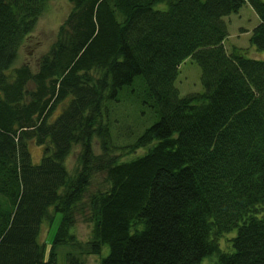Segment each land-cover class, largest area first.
I'll return each instance as SVG.
<instances>
[{"label": "trees", "instance_id": "obj_1", "mask_svg": "<svg viewBox=\"0 0 264 264\" xmlns=\"http://www.w3.org/2000/svg\"><path fill=\"white\" fill-rule=\"evenodd\" d=\"M69 1L33 69L11 65L48 0H0V264H57L60 246L66 264H88L82 256L103 246L98 264H198L207 254L264 264V58L224 44V17L249 3L259 18L249 41L264 49V0ZM186 58L203 90L181 94ZM122 90L157 118L119 145L108 105ZM31 142L43 147L38 162ZM112 146L147 149L120 159ZM97 176L104 183L92 188ZM57 214L46 249L41 228ZM77 216L87 239L72 230Z\"/></svg>", "mask_w": 264, "mask_h": 264}, {"label": "rangeland", "instance_id": "obj_2", "mask_svg": "<svg viewBox=\"0 0 264 264\" xmlns=\"http://www.w3.org/2000/svg\"><path fill=\"white\" fill-rule=\"evenodd\" d=\"M164 3H157L156 7L163 6ZM72 3L69 0H48L43 11L38 15L34 26L26 34L22 41L17 56L12 63V67L27 62L35 69L38 60L49 52L52 48L59 24L70 10ZM228 35L224 39V44L227 49L233 45L242 47L248 56L264 58V49L257 48L249 41L251 30L257 24L259 18L249 3L243 4L238 11L231 12L226 15ZM10 66V67H11ZM179 92L184 94L189 91H201L203 86L200 82V66L193 58H186L179 66V72L175 81ZM135 97V96H134ZM140 102V101H139ZM136 102L132 100V95L127 91L122 90L118 92L117 99L109 101V116L111 122L110 132L111 140L115 144H129L136 136L150 123H152L157 116L154 115V110L147 106L145 102ZM60 109L58 105L53 114H56ZM93 152L98 154L100 151V144L97 139H93ZM80 144H76L66 158L67 168L72 176L76 175L77 170L81 167V159L79 156ZM112 146L114 152L119 153L120 159H130L142 154L147 147L139 146L132 150L120 149L121 147ZM29 150L32 160L38 162L43 153L42 145L34 142L29 143ZM103 178L97 176L92 181V188L102 186ZM60 214H57L54 221L49 225L45 222L42 225L40 239L46 240V249L50 245V239L53 236ZM75 235L80 239H87L90 236V224L84 221L80 216H77L74 226L72 228ZM235 233V229L224 232L219 236V245L222 249H228L229 237ZM68 247L60 246L57 264H66L63 254ZM72 248H70L71 250ZM69 250V249H67ZM107 252V246H103L99 253H87L82 257L88 264H98L100 256ZM198 264H216V255H204Z\"/></svg>", "mask_w": 264, "mask_h": 264}]
</instances>
